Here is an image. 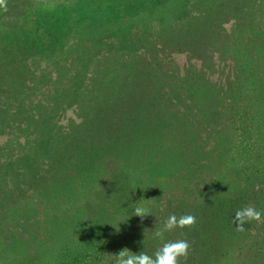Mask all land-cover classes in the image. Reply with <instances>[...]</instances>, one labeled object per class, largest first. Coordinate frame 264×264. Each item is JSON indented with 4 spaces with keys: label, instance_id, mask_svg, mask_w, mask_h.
I'll list each match as a JSON object with an SVG mask.
<instances>
[{
    "label": "trees",
    "instance_id": "1",
    "mask_svg": "<svg viewBox=\"0 0 264 264\" xmlns=\"http://www.w3.org/2000/svg\"><path fill=\"white\" fill-rule=\"evenodd\" d=\"M178 53L191 64L176 65ZM215 56L231 62L224 80L207 73ZM263 63L264 0H4L0 167L17 165L18 174L0 170V224L15 227L9 217L25 206L24 188L47 197L97 172L105 158H151L152 174L161 167L174 176L132 253L153 256L186 240L179 264H264V164L224 125L229 105L233 115L264 122ZM68 109L77 121H64ZM236 144L247 148L244 166L234 164ZM246 206L261 220L239 232L232 219ZM173 214L196 223L156 237ZM14 218L6 241L25 227Z\"/></svg>",
    "mask_w": 264,
    "mask_h": 264
},
{
    "label": "rangeland",
    "instance_id": "2",
    "mask_svg": "<svg viewBox=\"0 0 264 264\" xmlns=\"http://www.w3.org/2000/svg\"><path fill=\"white\" fill-rule=\"evenodd\" d=\"M173 60L181 69L191 64L183 53L174 54ZM255 61H247L245 65L260 64ZM191 62L200 68L198 61ZM230 64L229 59L220 61L215 56L212 64L207 63V73L212 74L210 79L224 80ZM231 108V105L226 108L224 125L229 132L236 131L246 138L250 143L249 152L264 164V151H261L264 144L258 145L260 137L264 138L260 132V127L262 131L264 129V122L259 116L252 118L251 114L248 117L245 113L233 115ZM62 116L64 121L69 118L78 120V113L73 109H68ZM210 144L214 147L212 142ZM45 145L40 147V153L47 152ZM241 146L231 145L229 150L235 158L234 164L244 166L246 158L242 149L247 148ZM213 156L218 160L215 151ZM150 159L144 162L132 160L128 164L117 157L105 158L103 167L97 172L84 175L81 181L66 190L48 192L47 197H40L30 187L24 188L25 206L17 208L14 205L17 213L9 217L8 224L15 227L8 230L6 224H0V264H115L116 255L124 249L132 252L143 232L156 222L159 201L170 193L163 190L164 193L159 195L160 189L167 187L165 184L174 170L171 168L167 172L160 167L152 174L148 165ZM39 163L43 167L44 162ZM76 163V159L70 161L71 171L78 166ZM4 165L0 170L18 174L17 165ZM68 173L62 172L63 177ZM137 206L146 208L149 215L144 218L135 216ZM16 215L26 221L25 227L15 231L12 240L6 241L4 238L9 232L17 229Z\"/></svg>",
    "mask_w": 264,
    "mask_h": 264
},
{
    "label": "clouds",
    "instance_id": "3",
    "mask_svg": "<svg viewBox=\"0 0 264 264\" xmlns=\"http://www.w3.org/2000/svg\"><path fill=\"white\" fill-rule=\"evenodd\" d=\"M4 0H0L3 5ZM134 215L144 218L149 215L148 210L142 206H137ZM261 212L253 206H246L236 210L232 222L239 232L245 231L244 225L250 221H260ZM196 223L195 216L188 214L177 217L170 215L164 223L161 230L155 232L156 237H162L164 231H170L175 228H190ZM189 243L186 240H176L164 243L153 256L144 252L132 253L127 249L121 250L116 255L115 264H179L181 257L186 258L189 250Z\"/></svg>",
    "mask_w": 264,
    "mask_h": 264
}]
</instances>
